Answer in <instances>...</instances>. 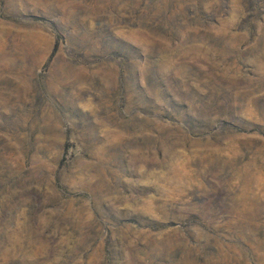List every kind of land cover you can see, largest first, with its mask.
<instances>
[{
	"label": "rangeland",
	"instance_id": "rangeland-1",
	"mask_svg": "<svg viewBox=\"0 0 264 264\" xmlns=\"http://www.w3.org/2000/svg\"><path fill=\"white\" fill-rule=\"evenodd\" d=\"M0 264H264V0H0Z\"/></svg>",
	"mask_w": 264,
	"mask_h": 264
}]
</instances>
